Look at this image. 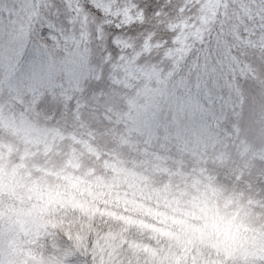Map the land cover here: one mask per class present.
<instances>
[{"label": "rangeland", "instance_id": "1", "mask_svg": "<svg viewBox=\"0 0 264 264\" xmlns=\"http://www.w3.org/2000/svg\"><path fill=\"white\" fill-rule=\"evenodd\" d=\"M93 3L106 16L89 0H0V264H84L76 250L85 246L69 223L85 212L133 234L130 251L120 254L110 232H102L88 245L95 264H223L203 252L192 255V240L181 244L173 229L187 203L206 211L207 197L218 192L264 207V77L253 71L243 81L249 100L239 123L214 118L187 89L177 92L183 101L162 97L150 78L159 56L141 44L153 24H181L173 9L183 0H156L159 19L136 7L145 0ZM44 19L65 29L53 33L59 47L47 38L49 27L41 29ZM105 19L112 23L103 25L102 41L96 24ZM64 36L79 42L81 55L69 54L76 51L72 42L64 50ZM107 55L119 65L114 72L101 65ZM258 55L249 58L253 68ZM10 82L23 99L9 98ZM224 256L233 264H264V243L253 239Z\"/></svg>", "mask_w": 264, "mask_h": 264}, {"label": "snow or ice", "instance_id": "2", "mask_svg": "<svg viewBox=\"0 0 264 264\" xmlns=\"http://www.w3.org/2000/svg\"><path fill=\"white\" fill-rule=\"evenodd\" d=\"M89 3L106 16L107 10L99 8L93 0ZM136 7L146 16L159 19L162 15L156 0H145L142 7ZM173 11L177 20L181 21L179 26L155 27L153 24L155 31L151 35L143 39L144 33H141L137 37L143 39L141 47L144 52L150 53L155 48L159 56V60L152 63L150 73V78L154 76L159 85L157 91L162 97L170 94L174 99L183 101L184 96H178L177 92L187 89L190 100L194 98L198 104L201 100L207 102L209 107L206 111L214 118H234L239 123L244 119L245 105L249 100L243 81L252 78L250 73L253 71H258L257 78L264 77V0H215L211 7L204 0H183ZM58 14V10L53 13ZM105 23L111 24L112 21L105 19L96 24L97 36L102 41L106 39L103 32ZM46 25L49 27L47 38L54 40L59 47L60 37L53 36V33L59 31L63 35L65 29L62 26L57 28L54 21L47 19L41 23V29ZM116 30L118 32L119 27ZM157 35L160 38L155 39L153 44L147 42ZM70 42L75 44L76 51L69 54L74 57L81 55L79 42L74 37L64 36V50L68 52ZM117 45L118 38L114 37L113 46ZM132 47L135 50V45ZM256 52L259 53L258 66L253 68L249 58ZM135 55L138 57L141 53L137 51ZM100 59L101 65L109 64L112 72L119 67L111 55ZM123 59L121 57V61ZM102 77L101 67L98 79ZM109 78H113L111 72ZM19 83L23 84V77ZM260 84L264 87V79H260ZM193 87L196 90L194 97L191 95ZM8 88L9 98L15 94V97L23 99V92L16 83L10 82ZM251 100L250 111H254L256 98ZM155 115L153 113L154 118Z\"/></svg>", "mask_w": 264, "mask_h": 264}, {"label": "clouds", "instance_id": "3", "mask_svg": "<svg viewBox=\"0 0 264 264\" xmlns=\"http://www.w3.org/2000/svg\"><path fill=\"white\" fill-rule=\"evenodd\" d=\"M207 199L210 203L206 211L187 203L179 228L173 229L179 231L181 244L186 239L192 240L188 246L192 255L203 252L205 258L210 256L223 264H233L224 256L226 251L239 253L253 239L264 243V207H250L230 192H218ZM181 244H174L173 251L182 253Z\"/></svg>", "mask_w": 264, "mask_h": 264}, {"label": "trees", "instance_id": "4", "mask_svg": "<svg viewBox=\"0 0 264 264\" xmlns=\"http://www.w3.org/2000/svg\"><path fill=\"white\" fill-rule=\"evenodd\" d=\"M73 218H76V223L72 221L69 224L70 226H76L75 227L76 228V243H81L82 246H85L82 250H76V257L82 258L83 259L82 261L84 262V264H95L94 262L90 261L91 249L89 248L88 245H90L94 239H100V237L102 236L101 234L104 231L108 233L110 232L109 236L112 239H109V242L113 246L115 245L117 247L120 254H126L127 250L130 251L129 240L131 237H133V234L130 231H128L126 235L122 234L121 232L116 231V229H118L120 226L116 225L115 223H110V222L104 223V221L101 220L100 217L93 215V214H89L88 212L81 213L79 215L76 213V217L74 215ZM71 229L73 231L75 230L72 227ZM55 230H56L57 235L61 234L60 233L62 231L61 229L57 227ZM139 237L140 238L147 237V235L142 233L141 235H139ZM68 238L70 237L68 236ZM68 238H65V240H68ZM144 241L150 245H156V244L159 245L160 243L161 245L164 246L163 241L161 239H159L158 241L159 243L153 240H149V239H146ZM164 242L167 243L166 241Z\"/></svg>", "mask_w": 264, "mask_h": 264}]
</instances>
